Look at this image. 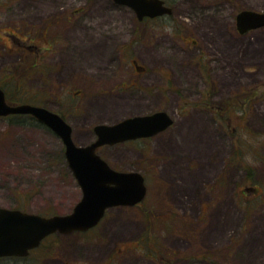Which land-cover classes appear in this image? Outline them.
<instances>
[{
	"label": "rangeland",
	"instance_id": "374dc122",
	"mask_svg": "<svg viewBox=\"0 0 264 264\" xmlns=\"http://www.w3.org/2000/svg\"><path fill=\"white\" fill-rule=\"evenodd\" d=\"M166 2L171 18L140 24L112 0H0V86L11 105L62 115L77 146L98 124L160 111L173 120L98 150L145 177L143 202L109 209L89 233L56 236L28 262L264 264V27L238 36L233 22L241 10L264 12V0ZM177 33L212 54L174 50ZM80 198L61 140L30 116L0 117V207L66 215Z\"/></svg>",
	"mask_w": 264,
	"mask_h": 264
},
{
	"label": "water",
	"instance_id": "95a60500",
	"mask_svg": "<svg viewBox=\"0 0 264 264\" xmlns=\"http://www.w3.org/2000/svg\"><path fill=\"white\" fill-rule=\"evenodd\" d=\"M112 1L132 9L138 19L171 14V9L164 6L163 0ZM236 26L240 34L262 28L264 12L242 10L236 16ZM10 115H29L61 140L67 167L81 189L82 196L66 215L43 217L0 208V257L26 256L53 233L68 235L87 231L98 224L107 209L132 207L140 203L146 195L144 177L138 172L112 169L97 154V149L151 138L173 124L172 118L164 111L125 118L113 124H98L93 127L94 141L77 146L72 139L70 125L59 115L31 104L9 105L0 88V117Z\"/></svg>",
	"mask_w": 264,
	"mask_h": 264
},
{
	"label": "flooded vegetation",
	"instance_id": "af4514ba",
	"mask_svg": "<svg viewBox=\"0 0 264 264\" xmlns=\"http://www.w3.org/2000/svg\"><path fill=\"white\" fill-rule=\"evenodd\" d=\"M164 1V6H166V7H168V8H170L171 9V14L170 15H163V16H159V17H154V18H149V17H144V18H142V19H138V17L136 16V14H135V12L132 10V9H130L132 12H133V14H134V19L136 20V22H138V23H140V24H142V23H147L148 21H151V20H162V19H167V18H171V16L173 15V9H172V7L170 6V4L169 3H167L166 2V0H163ZM225 0H210V2H212L213 4H211L210 6H212L213 8H218V9H220L221 8V4H223V2H224ZM113 2V1H112ZM115 4V3H114ZM115 5H117V4H115ZM117 6H120V5H117ZM128 8V7H127ZM207 8V6H204V7H202V6H199V9L200 10H203V9H206ZM242 11V10H241ZM218 13H221V10H218L217 11ZM240 12V11H239ZM239 12H237L236 13V15L239 13ZM201 15V16H200ZM205 14L204 13H202V12H199V14H198V16L199 17H203ZM236 15L234 16V19H233V22H234V27H235V31H236V34H238V36H243L244 34H240L239 32H238V30H237V26H236ZM197 20H199L198 18H197ZM179 28V27H178ZM255 30H257V29H255ZM255 30H251V31H248L247 33H249V32H253V31H255ZM179 31H181V28L179 29ZM178 35H179V37H180V39L182 40V43L181 44H177V43H175L174 41H173V39L172 38H170L169 39V42L171 41L172 42V44H173V46H174V50H179V51H188V49L187 50H183L185 47H187V48H190L191 47V45L193 46V47H191V48H193V51L196 53L197 52V54L198 55H202V54H206V53H209V54H212V50H210L209 48H208V45H206V46H204V48H199V47H197L198 46V42L195 40H190L191 41V44L189 45V44H187L186 42H185V40L187 39L186 37H183V36H181L180 35V33H177ZM246 34V33H245ZM19 41H21V39H18ZM169 49H171V48H169ZM173 50V49H172ZM201 57V56H200ZM201 60H199L198 62H197V64L198 65H200L201 64ZM203 62H204V60H203ZM205 63V62H204ZM203 66H206L205 64H203ZM135 68V67H134ZM139 68V67H138ZM131 87V85H125L124 86V88H130ZM11 116V115H10ZM13 116H16V115H13ZM62 118H63V116L62 115H60ZM64 119V118H63ZM65 120V119H64ZM41 125V124H40ZM49 130V129H48ZM93 138H95L94 137V134H93ZM121 144H124V143H121ZM119 145V144H118ZM116 169V168H115ZM74 178V177H73ZM144 179H145V177H144ZM74 180H75V178H74ZM76 181V180H75ZM145 181V185H146V180H144ZM77 183V182H76ZM78 185V184H77ZM80 191H81V189H80ZM146 193H147V187H146ZM81 195H82V193H81ZM16 202H18L15 198H14V196L12 197ZM81 199V198H80ZM144 201V200H143ZM142 201V202H143ZM140 204V203H139ZM139 204H137V205H139ZM76 205V204H75ZM137 205H134V206H132V207H135V206H137ZM0 208H4V209H8V210H18V211H21V212H24V213H28V212H25V211H22V210H19L18 209V206H12V207H0ZM74 208V207H73ZM72 208V209H73ZM112 208H115V207H112ZM112 208H109V209H112ZM109 209H107L106 211H105V213H104V216L102 217V219L98 222V224L96 225V226H94L93 228H91V229H88L87 231H81V232H73V233H71V234H74V233H77V234H86V233H89L90 231H93L95 228H98L99 226H100V224H101V222L103 221V219L105 218V215H106V212L109 210ZM38 215V214H37ZM55 215H57V214H52V215H50V216H43V215H40V216H43V217H52V216H55ZM58 235H61V234H59V233H53V234H51V235H49V236H47V237H45L41 242H40V244H39V246L38 247H36V248H34V249H32V250H30L29 252H28V254L26 255V256H16V255H11V256H2V257H0V261H11V264H36V263H38V262H40V260H43V262L46 260V259H51V258H49V257H47V258H41V257H39L38 256V258H34V259H32V261H30V262H28V260L30 259V256L33 254V253H35L37 250H39V249H41L42 247H44L45 246V243H47V245H46V247H47V249H46V251L48 252V251H50L52 248H53V246H55V238H56V236H58ZM69 235V234H68ZM63 236H67V235H63ZM127 249H132L131 247H126ZM122 249L123 248H121L120 250L122 251ZM155 253L156 254H158V255H160V253L157 251V250H155ZM154 256H156V255H154ZM112 260L113 259H111V260H109L106 264H113L112 263ZM208 258L206 257V256H196V257H194L193 258V263H196V264H208ZM53 264H69L68 262H58V263H55V262H53Z\"/></svg>",
	"mask_w": 264,
	"mask_h": 264
},
{
	"label": "bare ground",
	"instance_id": "6f19581e",
	"mask_svg": "<svg viewBox=\"0 0 264 264\" xmlns=\"http://www.w3.org/2000/svg\"><path fill=\"white\" fill-rule=\"evenodd\" d=\"M202 151H204V150H201L199 153H203ZM205 152H206V151H205ZM187 180H188L189 183H192L193 178L190 177V178H187ZM187 185H189V184L187 183Z\"/></svg>",
	"mask_w": 264,
	"mask_h": 264
},
{
	"label": "trees",
	"instance_id": "16d2710c",
	"mask_svg": "<svg viewBox=\"0 0 264 264\" xmlns=\"http://www.w3.org/2000/svg\"><path fill=\"white\" fill-rule=\"evenodd\" d=\"M1 87V86H0ZM2 88V87H1ZM3 89V88H2ZM5 92V91H4ZM6 95V94H5ZM6 97V100H7V102L9 103V104H13V102L11 101V100H9V98L7 97V96H5Z\"/></svg>",
	"mask_w": 264,
	"mask_h": 264
}]
</instances>
